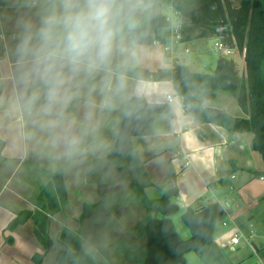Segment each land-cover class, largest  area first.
I'll return each instance as SVG.
<instances>
[{
	"label": "crops",
	"instance_id": "1",
	"mask_svg": "<svg viewBox=\"0 0 264 264\" xmlns=\"http://www.w3.org/2000/svg\"><path fill=\"white\" fill-rule=\"evenodd\" d=\"M25 1L26 0H0V78H2V83H0V95L6 96L11 87L10 76L14 70V54L21 32L18 21L22 17L25 19L32 18L33 21L36 20L35 13H31L30 9L25 7ZM154 3L156 7L153 9L150 3L141 4L140 10L136 14L137 25L148 23L151 15L154 13L166 15L161 11L160 7L163 5L167 6V3ZM146 11L149 12L145 16ZM157 33L163 38V41H159V44L139 45L134 42L131 32H126L125 43L129 47V51L124 54H118L114 59V66H142L150 70H156L166 69L176 63L187 64L185 57L190 53L189 48L184 46L182 51H176L175 46L194 41L197 42V40L200 39L198 38L190 41L179 40L178 42H174L171 52H169L172 58L169 59L164 51L163 43L170 40L171 31L169 27H164L159 29ZM204 38H213L215 41L218 37L210 36ZM13 44H16L15 49L13 50L11 48L10 50L9 48ZM229 47L232 49L230 58L235 60L238 73L240 76H243L245 70L244 49L243 51H239L236 47ZM185 48H187V52H185ZM236 50H238V55H235ZM198 51L201 52L200 49L196 48L193 53L199 54ZM190 62H193V60L190 59ZM138 83L144 85V92L142 95H144L148 101L165 102L168 106L167 111L157 113L154 116L152 133L150 135H138L132 138L133 150L143 162V168L152 183V185L144 187L143 190L145 195L149 199H155L161 195L162 188H169L171 186L177 187L178 193L173 197V201L178 205L179 211L171 215V220L176 232L183 238L188 237L190 232L181 220V212L187 206L199 208L212 202L218 203L224 210L225 215L227 214L231 218L234 226L241 233L240 241L237 244H231L230 238L236 229L233 225L223 226L220 223V219L217 220L214 225L212 241L198 251L187 252L183 264H190V258L192 259L191 264H241L243 263V259L241 261L235 260L232 262L230 260V255L236 258L242 255V251L246 247L252 250L255 256L254 260L258 261L260 264H264V249L257 248L252 241L256 229L250 222L251 217L246 216L247 213L242 215V212L245 211L246 208L242 207V209H240L239 205L235 204V207L240 209V211L238 210L237 212L233 211L230 205V202H233L234 198H236V193H240L243 199L246 198V194L249 191L248 187L253 184L255 177L259 176V180L264 181V173H259L264 170V162H262L258 152L253 150L251 146L253 134L251 132L230 131L223 125L201 121L197 119L191 111H187L182 100L177 97L173 98L170 102L167 101L166 95H174L177 93L172 82L169 80L150 81L128 77V89L123 103L116 111L104 116L105 126L103 128V135L110 142L111 149L114 143L116 129L124 113L126 101L130 95L137 94L136 87ZM220 98L221 100H219ZM226 101H230L232 109L228 107L229 105H227ZM234 101L236 102L231 94L218 91L214 99L204 101L203 104L212 109H220L231 116H246ZM218 102L220 104H218ZM2 114L3 110L0 109V115ZM27 150L31 153L33 151L36 154L44 156L40 167L46 168L45 166H48L46 170L49 178L52 172L59 168L62 169L67 189L66 171L68 163L62 164L55 161L53 159V156H55L54 153L46 148L42 142H38L37 139H24L17 130L9 128L7 120L0 124V158H2L3 161L15 160L12 170L8 173V179L23 165ZM110 152L111 150L103 155L104 159L108 161L109 164L103 160L102 170L107 172L109 169L110 171L115 169L117 173H119L107 159V155ZM2 170H4L3 164H0V171ZM238 170H242L244 173L241 174L240 180L233 182L237 177L235 172ZM172 171L174 172V178L172 177ZM115 175L117 176L113 179L116 180V188H124L125 191H131L129 182L126 181L120 173ZM28 181L29 179L25 178L24 183L28 184ZM5 183L2 184V187L5 186ZM1 190L2 188L0 189V195ZM12 194L16 197V209H10V211L6 209L5 213H1V209L4 208H0V229L3 231L8 222H10L20 210H33L35 208L34 203L30 200L31 197H29V200H26L21 198L17 192H13ZM262 195H264V191L257 193V196ZM71 201L72 199L68 197L67 204L62 208L64 211L71 208ZM22 202L25 205H22ZM97 202L98 200L93 202L83 201L80 211L79 209L78 211L76 210L77 221L80 228L83 227L82 234H88L90 236L89 239L92 237L93 241L91 242H96L98 237H101L100 235H102V233L100 229L96 228L101 227V223L94 224V219L89 218L98 217L102 222L103 219H107L110 215L106 210H102V216L100 213L96 212L95 207ZM137 202L142 211L137 208L139 214H137L136 217H134L133 211L135 207L132 208L122 204L118 206L119 213L121 215H127L128 213V217L122 219L118 217L115 221L116 224L111 223L110 231H105V233L111 236L110 241H113L117 249L124 254V260L121 259V255V258H117L118 262L120 260L123 264H133L132 259L127 258L133 240L132 234L129 233V231L145 214V208L138 200ZM262 202H264V200H262ZM60 212L61 211L54 215L56 216ZM24 224H26V222L18 225L15 230L12 231L15 232L18 227ZM87 224H94V233L90 232L88 229L90 226ZM30 228H32L31 230L33 232V227ZM12 231L6 228V234L4 233L5 235L0 236V250L3 249L6 251L7 249V251H9L12 249L14 245ZM32 235H34V233H32ZM78 235L80 236L79 232ZM8 240L10 242H8ZM80 240L83 249L89 252L90 246L88 243L90 242H87L86 247V241L81 238ZM32 241L35 243L37 240L33 237ZM25 245L26 244L23 243L22 248H25ZM57 251L58 250H56V252ZM226 251L229 253L227 254ZM35 252L37 251H34V253ZM34 253L32 249H29V253L27 254L30 262L26 260V264H32L31 258ZM92 257L95 263L98 264L95 256L92 255ZM238 260H240V257ZM252 264H254V262Z\"/></svg>",
	"mask_w": 264,
	"mask_h": 264
},
{
	"label": "trees",
	"instance_id": "2",
	"mask_svg": "<svg viewBox=\"0 0 264 264\" xmlns=\"http://www.w3.org/2000/svg\"><path fill=\"white\" fill-rule=\"evenodd\" d=\"M142 0L170 2L180 14V41L216 36L223 43L244 49L245 70L238 73L233 58L219 57L212 72L195 71L185 63H176L166 69L150 70L142 66H116L128 77L136 79L172 82L182 96L185 109L195 113L204 122L223 125L230 131L251 132V146L264 162V0ZM169 24L162 13L151 15L148 23L140 24L131 32L136 44L150 45L153 40L163 41L158 30ZM218 91L231 94L246 116H231L225 112L217 115L204 101L215 98ZM168 110L165 102L148 101L144 95L132 94L126 101L124 113L115 132V139L107 159L129 182L132 194L145 208L143 218L129 231L133 240L127 258L133 264H178L185 262L189 251H198L213 238L214 225L225 216L216 202L199 208L187 206L180 214L189 236L178 235L171 215L179 211L173 201L176 186L162 188L158 198L149 199L144 187L152 185L143 162L132 147L133 136L150 135L157 113ZM258 173V172H257ZM259 173H264L262 170ZM174 178V172L172 171ZM68 196L62 169L50 174L49 180L34 198L37 211L20 210L8 223L9 230L35 216L33 229L43 252L32 255V264L41 261L51 247L48 235L49 218L61 211ZM8 238V237H7ZM60 248L55 254V264H96L92 254L83 249L78 233L62 227L57 235Z\"/></svg>",
	"mask_w": 264,
	"mask_h": 264
},
{
	"label": "clouds",
	"instance_id": "3",
	"mask_svg": "<svg viewBox=\"0 0 264 264\" xmlns=\"http://www.w3.org/2000/svg\"><path fill=\"white\" fill-rule=\"evenodd\" d=\"M142 0H26L36 20L21 18L8 94L0 95V124L37 139L69 165L111 150L104 116L128 89L114 66L129 51L125 33L136 29ZM2 83V78H0ZM137 94L144 85L137 84Z\"/></svg>",
	"mask_w": 264,
	"mask_h": 264
},
{
	"label": "rangeland",
	"instance_id": "4",
	"mask_svg": "<svg viewBox=\"0 0 264 264\" xmlns=\"http://www.w3.org/2000/svg\"><path fill=\"white\" fill-rule=\"evenodd\" d=\"M236 3L237 0L234 1V4ZM24 4H26V1L24 2ZM150 4L152 9L156 7V4L154 2ZM160 9L165 14L169 13V8L166 5L161 6ZM30 12L36 13V9H30ZM148 12L149 11L145 12V16ZM213 41V38H200L197 40V42L194 41L191 43L178 44L175 46V50L182 51L183 47L187 46L190 50V53L187 54L186 57H184L189 67L191 69H194L195 71L212 72L215 68L217 59L219 57H222L213 49ZM15 45L16 44H13L9 49L11 50L12 48L14 50ZM195 47L201 50V52L198 51L199 54L193 53L196 49ZM235 55H238V50L235 51ZM223 57L230 58L231 55ZM190 59H192L193 62H190ZM219 100H221V98ZM226 102L227 105H229L228 107L232 109V104L230 103V101ZM218 104L220 103L218 102ZM39 155L40 154H36L33 151L31 153L27 150L24 157L25 161L23 165L19 169H17L9 179L8 173L12 170L15 160L12 159L13 161H3L2 158H0V164H3L4 169L0 171V189L2 188L0 195V208H4L1 209V213H5L6 209L8 211H10V209H16V197L12 194L13 192H17L21 198L26 200H29V197H31L30 200L32 203H34V198L36 194L49 178L48 172L46 170L48 166H45L46 168L40 167L41 163L43 162L44 156ZM54 155L55 156H53V159L58 163H67L61 159L56 158V154ZM103 160L109 164V162L104 159V156L100 157L89 155L87 159L83 160L82 162L67 165L66 190L67 196L72 199L70 204L71 208H68L66 211L62 209L61 212L58 213L56 216L53 215L49 218L48 235L52 239V244L48 251L45 253L41 264H55V253L56 250H58L59 248L57 235L62 229V227H67L76 231L77 233L79 232L80 238L86 241V247L87 242H90L88 243V245L90 246L89 252L92 253L93 256H95V259L98 264H123L120 260L118 262L117 258L122 257L121 259L124 260V254L122 253V251L117 249L113 241H110L111 236L105 233V231H110L111 223L116 224L115 221L118 217H120L121 219L124 217H128V213L127 215H121L119 213L118 206L125 204V206H129L132 208L135 207L133 209L134 217L139 214L137 208L141 211L142 209L138 205L135 196L130 190L125 191L124 188H116V180H114L113 178L117 176L115 174L119 173H117L115 169H113V171H110L109 169L107 172H104V170H102L104 162ZM242 173H244L242 170L236 171L235 175L237 177L235 180H233V182L240 180ZM25 178L29 179L28 184L24 183ZM3 183H5L4 187H2ZM248 188L249 191L246 194V198L243 199L240 196V193H236V198H234L233 202H230V205L232 207V210L237 212L238 210L240 211L242 207L246 208L245 211L242 212V215H244V213H247L246 216L251 217L250 222L254 225V228L256 229V232L252 237V241L255 243L257 248L264 249V202H262V200H264V195L257 196V193H260V191H264V181H260L259 176H257L254 178L253 184L250 185ZM96 200H98L97 205L95 207L96 212L100 213V215L102 216V210H106L110 215L107 219H103L102 222L98 217L89 218L94 219V224L101 223V227L96 228L100 229V232L102 233V235H100L101 237H98L96 242H91L93 241L92 237L91 239H89L90 236L88 234H82L83 227L80 228V225L77 221L76 210L78 211L79 209L80 211L81 203L83 201L93 202ZM235 204L239 205L240 209L238 207H235ZM22 205L25 204L22 202ZM31 211L39 212L37 211L36 207ZM35 216L36 215H32L31 217L27 218V220L25 221L26 224L18 227L15 232L11 230L13 232L12 237L14 245L9 251H7V249L6 251H4L3 249L0 250V264H26V260L30 262V259L28 258L27 254L29 253V249H32L33 253L34 251L43 252L42 245L37 241L35 243H33L34 241H32V238L35 236L32 235L33 232L31 230L32 228L30 227H33L34 229V227L36 226ZM94 224H87L90 226L88 227V229L91 233H94ZM6 228L7 226H5L4 231L0 229V236L6 234ZM8 242L10 241L8 240ZM23 243L26 244L25 248H22ZM226 253L228 254L229 252L226 251ZM239 257L240 260H238ZM254 258L255 256L249 247L243 249L242 255L236 258H233L230 255V260L232 262L235 260L241 261L243 259V263L241 264H252L253 262L254 264H260L258 261L254 260ZM189 260L191 264L192 259L190 258Z\"/></svg>",
	"mask_w": 264,
	"mask_h": 264
},
{
	"label": "built area",
	"instance_id": "5",
	"mask_svg": "<svg viewBox=\"0 0 264 264\" xmlns=\"http://www.w3.org/2000/svg\"><path fill=\"white\" fill-rule=\"evenodd\" d=\"M166 3L169 8V13L164 16H165L166 21L169 22L167 27H169L171 31V37L168 42L163 43V47H164V51L168 55L167 57L170 59L172 57H171V53L169 52H171L172 44L174 42H178L180 38L179 26H180L181 20H180L179 11L175 9L171 5L170 2H166ZM159 43H160L159 40L155 39L153 40L151 44L155 45ZM213 49L215 50V52L219 53L221 56H229L232 54V49L229 46H227L225 43H223L219 38H216V40L214 41ZM187 51H188L187 48H185V52ZM176 97L182 100V96L179 95L178 93L174 95L173 94L166 95V100L170 102L172 101L173 98H176ZM220 223L223 226H229V225L234 226V223L232 222L231 218L227 214L223 218L220 219ZM234 228L236 229L235 226ZM240 238H241V233L238 231V229L234 230V233L230 238L231 244H237L240 241Z\"/></svg>",
	"mask_w": 264,
	"mask_h": 264
},
{
	"label": "water",
	"instance_id": "6",
	"mask_svg": "<svg viewBox=\"0 0 264 264\" xmlns=\"http://www.w3.org/2000/svg\"><path fill=\"white\" fill-rule=\"evenodd\" d=\"M214 111H215V113L217 114V115H222L223 114V111L222 110H220V109H213ZM193 115L196 117L197 115L195 114V113H193Z\"/></svg>",
	"mask_w": 264,
	"mask_h": 264
}]
</instances>
